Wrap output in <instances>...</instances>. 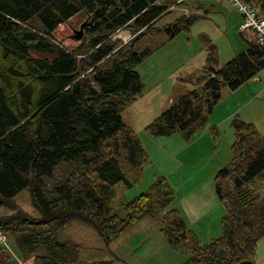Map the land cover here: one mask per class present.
I'll use <instances>...</instances> for the list:
<instances>
[{
    "label": "trees",
    "instance_id": "16d2710c",
    "mask_svg": "<svg viewBox=\"0 0 264 264\" xmlns=\"http://www.w3.org/2000/svg\"><path fill=\"white\" fill-rule=\"evenodd\" d=\"M245 1L264 15V0ZM172 2L0 0V209L5 210L0 230L23 260L76 262L79 244L56 237L75 218L111 238L149 216L160 221L170 246L186 254L181 264H258L256 246L264 237V134L240 114L229 119L231 158L213 178L225 207L219 236L200 244L182 210L173 207L176 194L163 175L124 202L123 218L113 212V186L122 192L139 186L149 162L140 139L122 120V112L144 91L136 68L149 50L135 51L131 42L120 46L111 35L120 27L141 30L137 36L158 30L153 23ZM194 5L202 8L201 2ZM80 12L85 21L80 43L68 49L54 41L57 26ZM198 17L178 16L163 27L174 36ZM202 39L208 51L203 74L180 78L194 86L145 126L151 137L201 131L225 86L235 90L264 69V49L250 37L245 49L220 67L215 66L216 45ZM105 62L110 65L104 67ZM61 162L68 168L65 179L47 182ZM23 189L39 217L16 203ZM0 264L11 263L0 258Z\"/></svg>",
    "mask_w": 264,
    "mask_h": 264
},
{
    "label": "rangeland",
    "instance_id": "374dc122",
    "mask_svg": "<svg viewBox=\"0 0 264 264\" xmlns=\"http://www.w3.org/2000/svg\"><path fill=\"white\" fill-rule=\"evenodd\" d=\"M198 2L202 3L200 9L194 5ZM187 5L191 12L186 15L174 16L166 10L167 12H164L153 23L158 30L155 29L150 33L146 32L137 36L141 30L132 32L129 28L122 27L130 33L131 37L125 43H120V46L131 42L135 51L149 50L136 68L145 87L143 94L139 101L122 112L123 122L131 127L140 139L143 149L149 155V163L145 169L144 180L139 186L124 192L119 190L118 185L113 186L115 193L113 212L120 218L125 216L124 202L143 192L156 175L166 177L175 191L176 200L180 192L187 191L193 186L192 184L201 185L202 182H209L211 172L224 166L230 160L229 151L234 140L233 129L228 122L222 125L212 122L214 117L224 111V106L228 102L239 106V114L244 120L254 123L258 131L264 134V92L263 90L260 92L261 82L255 80L242 86L235 94L222 89L220 99L208 116L204 127L209 128L211 123L219 127L215 125L212 127L215 140L220 134V140L214 148V150L217 149L216 154H213L214 150L210 145L202 146L201 141L193 142L198 133L186 137L182 132H175L168 137L153 138L144 130L149 122L177 101L181 94L194 86L193 83L180 80L181 77L187 73L203 74L208 52L203 37L216 45V67L225 64L245 49V37L248 36L239 33L241 16L229 2L226 0H188ZM193 14L199 17L187 29L181 30L174 36H169L163 27L173 22L178 16L189 17ZM32 22L37 24L35 19H32ZM84 22L83 12H80L65 23L58 25L52 33V38L68 49L74 48L84 36L82 28L81 38H75V32L83 26ZM248 35L254 39V33L251 32ZM111 38L116 40L112 35ZM32 55L42 56L36 51H32ZM103 65L107 67L110 63L105 62ZM263 76L264 70L260 74L261 78ZM170 99H172L171 103ZM231 138H233L232 141H230ZM228 153L229 156H226ZM67 170L65 162L59 163L54 168L53 176L47 178V182L54 183L53 185L59 184L67 176ZM196 170L197 172H194L191 179L187 181L183 179L184 172ZM254 182L261 181L255 179ZM15 201L28 214L33 217L40 216L27 189L18 192L15 195ZM3 212L5 210L0 209V213ZM222 215L221 204L213 206L205 219L206 225L196 223L192 226L200 244L221 234ZM56 237L59 242L72 239L79 244V257L73 264H181L187 258L183 251L174 250L166 241L160 230V221L149 216H144L128 225L119 235L111 238L101 236L91 224L75 218L60 229ZM13 249L16 251L14 247ZM17 256L21 258L18 252ZM0 258L11 264H33L32 260L22 258L19 263L12 257L10 259L1 250Z\"/></svg>",
    "mask_w": 264,
    "mask_h": 264
},
{
    "label": "crops",
    "instance_id": "0c3cea01",
    "mask_svg": "<svg viewBox=\"0 0 264 264\" xmlns=\"http://www.w3.org/2000/svg\"><path fill=\"white\" fill-rule=\"evenodd\" d=\"M263 70L264 69H262L258 74H256L255 76H253L249 80H247L245 83H243L237 89L230 90L229 88H227L225 86L223 88V91L229 90V93L232 92V94H235L237 92V90L242 88V86H244V85H246L248 83H251V82H253V80H255L256 82L257 81L261 82L260 92L262 90L264 92V88H263V86H264V76H263V78L260 77V74H261V72H263ZM142 94L143 93L139 94L136 97V99H135V101L133 103L139 101L140 98H141L140 96ZM169 101L171 103L172 99H170ZM132 104H130L129 106H131ZM239 112H240L239 106H236L235 104H232V103L228 102V104L224 106V111L220 112L221 114L219 116L214 117L212 122H214L216 124H219V125H222V124H224L226 122H228V124H229V119L234 114H239ZM213 125H215V124L211 123L209 128H203L201 131L197 132L198 135H195L196 134L195 133L194 135L196 137L193 140V142L197 143V142L201 141V145L202 146H205V145L209 146L210 145L212 150H214L216 144L220 140V134L217 135L216 140L213 138V135H212V127H213ZM216 127L219 128L218 126H216ZM232 137H234L233 133H232ZM232 139L233 138H231L230 141H232ZM216 152H217V149H215L213 151V154H216ZM229 153L231 154L230 151H229ZM229 153L226 154V156H229ZM197 170L193 171V172H190V171L184 172L185 176H184L183 179L186 180V181L191 179L192 176L194 175V172H197ZM215 171H216V169H214L211 172V177L209 176L210 178H208V179H210L209 182H202L201 185L192 184L193 186H191L187 191L180 192V195L177 196V199L173 203V206L176 205L182 210V212L184 213L185 220H186V222L188 224V227L193 231V233H194L195 230L193 229L192 226H194L196 223H198L200 225H206L207 224L205 222V219L208 216V214L211 212L213 206H219L221 204V207L223 209V214L225 212V207L219 201V199H218V197H217V195L215 193V190H214L213 177H214V172ZM256 253H257V262H258V264H264V237L261 240L258 241L257 246H256Z\"/></svg>",
    "mask_w": 264,
    "mask_h": 264
},
{
    "label": "built area",
    "instance_id": "2783aa9c",
    "mask_svg": "<svg viewBox=\"0 0 264 264\" xmlns=\"http://www.w3.org/2000/svg\"><path fill=\"white\" fill-rule=\"evenodd\" d=\"M188 0H173L168 6L167 10L173 12L175 15H186L191 12L187 5ZM199 1V0H197ZM241 15V23L239 25V31L243 35H248L251 32L254 33V41L264 49V15L257 12L256 8L245 0H227ZM112 36L125 43L130 39L131 35L127 30L122 27L117 28ZM0 250L10 255L21 263V259L17 256V253L12 248L7 235L0 230Z\"/></svg>",
    "mask_w": 264,
    "mask_h": 264
},
{
    "label": "water",
    "instance_id": "95a60500",
    "mask_svg": "<svg viewBox=\"0 0 264 264\" xmlns=\"http://www.w3.org/2000/svg\"><path fill=\"white\" fill-rule=\"evenodd\" d=\"M82 36V26H80V29L75 32V38L80 39Z\"/></svg>",
    "mask_w": 264,
    "mask_h": 264
}]
</instances>
